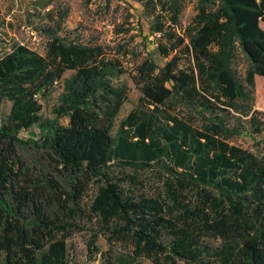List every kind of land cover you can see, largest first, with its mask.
<instances>
[{
	"label": "trees",
	"instance_id": "obj_1",
	"mask_svg": "<svg viewBox=\"0 0 264 264\" xmlns=\"http://www.w3.org/2000/svg\"><path fill=\"white\" fill-rule=\"evenodd\" d=\"M135 1L151 17L143 58L72 38L54 9L45 54L14 42L0 57V264H69L86 220L100 228L90 245L110 246L103 264H264V0H199L187 24L185 0ZM69 71L57 119L42 122ZM124 75L141 96L113 133ZM36 125L43 141L30 142L58 175L23 158L20 133Z\"/></svg>",
	"mask_w": 264,
	"mask_h": 264
},
{
	"label": "rangeland",
	"instance_id": "obj_2",
	"mask_svg": "<svg viewBox=\"0 0 264 264\" xmlns=\"http://www.w3.org/2000/svg\"><path fill=\"white\" fill-rule=\"evenodd\" d=\"M199 0H185L181 19L187 24L197 12ZM56 12L65 11L67 17L63 27L71 34L78 35L85 41H98L110 46L120 44L134 54L146 56L143 35L149 34L151 17L145 12L141 2L135 0H0V57L9 51L11 45L16 42L24 44L34 51L45 54L48 41L45 28L50 22L47 19L49 10ZM264 27V24H263ZM117 29H128L129 33H120ZM153 38L150 37V42ZM153 44L148 48L152 49ZM158 59V58H157ZM72 72H67L64 78L55 86L52 94L42 101V122L56 120L54 113L59 97L64 91ZM128 87V99L124 103L113 133L118 129L120 122L128 113L137 107L141 93L134 85L129 75H124L120 80ZM256 107L264 111V77L256 78ZM10 103L3 105V113L7 114ZM61 124H68L67 118H59ZM44 132L39 126H33L23 130L20 137L29 142V147L23 150V158L29 167L30 173L40 177L44 173L58 175L52 158L44 149L36 147L30 140L42 143ZM245 146L250 145V140L243 142ZM151 185L157 186L155 181ZM94 187H90L85 202L90 203L94 194ZM85 203V204H86ZM85 230L74 233L68 239L69 264H103L102 252L107 251L110 246L105 236L99 235L94 245H90L93 233L98 231L99 224L96 220H86ZM98 247L100 253H92L89 249ZM123 251L118 253L122 254ZM139 264H151L149 260L141 258Z\"/></svg>",
	"mask_w": 264,
	"mask_h": 264
}]
</instances>
